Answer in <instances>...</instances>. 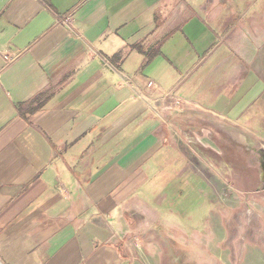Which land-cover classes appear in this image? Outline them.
I'll return each mask as SVG.
<instances>
[{
	"label": "crops",
	"instance_id": "crops-1",
	"mask_svg": "<svg viewBox=\"0 0 264 264\" xmlns=\"http://www.w3.org/2000/svg\"><path fill=\"white\" fill-rule=\"evenodd\" d=\"M263 118L264 0H0V264H142L194 148Z\"/></svg>",
	"mask_w": 264,
	"mask_h": 264
},
{
	"label": "rangeland",
	"instance_id": "rangeland-1",
	"mask_svg": "<svg viewBox=\"0 0 264 264\" xmlns=\"http://www.w3.org/2000/svg\"><path fill=\"white\" fill-rule=\"evenodd\" d=\"M252 123L244 143L227 130L194 148L165 201L174 221L147 233L142 264H264V118L260 131Z\"/></svg>",
	"mask_w": 264,
	"mask_h": 264
},
{
	"label": "built area",
	"instance_id": "built-area-1",
	"mask_svg": "<svg viewBox=\"0 0 264 264\" xmlns=\"http://www.w3.org/2000/svg\"><path fill=\"white\" fill-rule=\"evenodd\" d=\"M8 59V57H6Z\"/></svg>",
	"mask_w": 264,
	"mask_h": 264
}]
</instances>
